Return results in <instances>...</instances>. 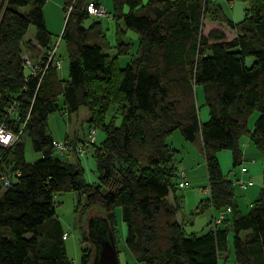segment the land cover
<instances>
[{"label":"trees","instance_id":"obj_1","mask_svg":"<svg viewBox=\"0 0 264 264\" xmlns=\"http://www.w3.org/2000/svg\"><path fill=\"white\" fill-rule=\"evenodd\" d=\"M46 1L3 0L0 6L1 119L14 102L18 119L10 116V123L24 125L23 132L29 131L34 148L43 153L27 161L21 137L0 146V169L9 180L4 185L0 175V264H71L67 230L56 212V195L68 190L84 194V202H78L80 226L83 241L91 246H84L82 264H92L95 253L89 217L105 224V216L115 235L116 205L122 207L125 241L135 264H221L222 255L227 252V259L232 250L235 264H264V168L259 195L247 212H240L234 182L218 157L228 148L234 167L242 164L244 136L264 151V0H243L245 15L239 21L221 0H112L108 11L117 23L116 45L108 41L102 19L88 10L89 2L99 6L101 0H63L67 78L59 75L54 60L46 62L48 48L55 45ZM90 16L94 19L86 24ZM206 17L226 23L235 34L228 37L219 27L205 32ZM31 24L37 43L25 39ZM124 30L136 32L139 44L121 66L119 56L132 46ZM112 46L113 53L108 51ZM24 53L34 61L43 59L37 71L26 72ZM198 85L209 107L205 121ZM60 98L69 115L87 106L89 129L105 132L100 143L95 137L85 150L94 146L97 181L86 179L77 148L86 134L65 137L69 146L55 149L47 120L60 108ZM176 129L205 156L210 195L198 211L231 206L229 223L225 217L224 225L197 233L187 232L178 220L180 169L175 147L167 141ZM67 152H74L75 159Z\"/></svg>","mask_w":264,"mask_h":264},{"label":"rangeland","instance_id":"obj_2","mask_svg":"<svg viewBox=\"0 0 264 264\" xmlns=\"http://www.w3.org/2000/svg\"><path fill=\"white\" fill-rule=\"evenodd\" d=\"M224 4L225 10L227 13L231 16L232 10L231 6L229 5L230 0H221ZM102 5L106 6L108 10H112L113 3L112 0H101ZM44 12H45V18L46 23L52 32V41L54 44H57V57L60 59V65L58 67L59 75L62 78H67L69 76V56L67 51V45L65 39L61 36L63 32V28L65 25V10L63 3H61L59 0H47L44 5ZM96 18L102 19L103 27L105 29L107 39L110 42L111 45H116L117 43V23L114 18L111 16H94ZM93 16H90L86 20V24H90L93 19ZM213 27H219L226 31L228 37H232L235 34V30H231L230 27L224 23L220 22L219 20H213L211 17H206L204 20V31L208 32ZM124 30V36L123 38L125 40L131 41L132 46L130 48V53L135 52L137 47V39L138 34L132 30L128 31ZM36 33V26L34 24H31L26 35L25 39L29 37H35ZM133 33V34H131ZM108 51L113 53L115 51V47L108 48ZM129 53V54H130ZM129 55H121L120 60L124 62ZM34 60V59H33ZM26 72H29V68L25 69ZM197 94H198V106H199V112L201 120L205 121L209 118V107L204 102L203 98V87L201 85L197 86ZM59 105L60 108L51 112L49 114L47 125L48 130L57 138L56 139H63L65 140L66 132H68L71 135L77 133L79 136H83L87 134L90 123L88 120L89 117V110L87 106H81L78 111L73 112L70 115L68 114L67 110L64 108L63 100L59 99ZM115 106H113L109 113L108 118L111 115V113L114 111ZM257 116V112H255L251 118H250V124L253 125L255 118ZM205 118V119H203ZM117 122L119 123L121 120V117L118 115L116 118ZM97 137L96 142L100 143V141L104 138L105 132L100 127L96 128V134ZM59 137V138H58ZM21 140L24 144V155L25 159L27 161H33L40 156H42V151L37 150L34 148L31 136L29 134L28 130H25L21 136ZM243 141L249 140L248 136H244ZM93 148L92 145L83 156H81L82 164L85 168V177L88 180L91 181H97L98 180V170L96 166V161L93 156ZM228 149H221L218 151V154L220 153L222 156V167L223 171L229 175L233 182L235 187V192L240 195V198L242 199L241 207H243L244 212H247V203L246 197L244 194L243 188H240L237 182L234 180V176L236 169H241V165H238L239 167H234L233 165V159L230 155V152H228ZM61 153V152H60ZM224 153L225 154L224 156ZM229 153V154H228ZM227 155V156H226ZM66 156L70 159H75L74 152H67ZM248 165H252L253 169H257L259 171V174L262 172L264 168V151H261L260 149L256 148V152L250 155L247 159ZM250 163V164H249ZM259 178V175L256 176V179ZM254 178V181L257 182ZM237 183V184H235ZM82 200L84 202V194L81 191L77 190H68V191H62L56 195V212L60 219L62 220V223L65 227V229L68 232V235L66 237V248L68 256L71 260V264H82V253L83 248H89L91 246V243L88 241H83V234L81 231L80 226V214H81V207L78 208V202L79 200ZM249 206V205H248ZM247 208V209H244ZM204 214H201L200 217L196 220V225L194 228H203L204 223ZM114 214L116 217V224H115V239L117 248L119 250V259L121 264H135V259L133 257V253L129 249V247L126 244L125 237L127 233V225L122 219V207L121 205H116L114 207ZM86 226V225H85ZM186 231L191 232L193 229L192 224L186 226ZM198 232H203V229H200ZM231 236L233 237V233L230 232ZM163 264H175V263H163ZM221 264H235V253L232 250V254L229 255V257L226 259V256L223 255L221 258Z\"/></svg>","mask_w":264,"mask_h":264},{"label":"crops","instance_id":"obj_3","mask_svg":"<svg viewBox=\"0 0 264 264\" xmlns=\"http://www.w3.org/2000/svg\"><path fill=\"white\" fill-rule=\"evenodd\" d=\"M59 1L63 3V0H59ZM229 5L231 6V10H232L231 17L235 21L241 20L245 15L246 2L243 0H230ZM120 24L123 27L122 22H120ZM126 33H128V30L126 31ZM29 38H31L35 43H37V40L35 37H29ZM137 42L139 44V37L137 39ZM138 44H137V47H138ZM137 47H136L135 52L137 51ZM135 52L131 51L130 54H127L129 56H127L128 58L124 60V62L120 60L121 58V55H120L119 62L121 66H125L127 62L134 56ZM252 61H253V58L249 57L248 62L251 63ZM70 118H71V115H70ZM65 135L66 137H70V138L77 137V136L82 137V136H79L75 132L71 136L68 132H66ZM54 138H57V137L54 136ZM167 141L172 146L175 147V152H174L175 162L179 169L184 168L186 170V173L190 181V183L186 187H179L178 192L181 194V198H180V206L177 211V218L180 222L184 223L185 227L192 224L193 230L191 232L201 233V232H198L200 231V229H203V232H204L211 227L213 215L214 213H216V209L212 205L207 206L201 211H198L199 206L201 205L202 199H205L209 197L210 195L209 177H208V170H207L204 153L199 148H197L194 145V143H192L189 140H186L179 129L174 130L172 134L168 136ZM256 148L257 146L254 144L251 138H249V140L243 141L244 155H243V162L240 165L241 166L246 165L247 171L245 173H242L241 169L235 168L236 169L235 174L237 175L234 176V180L235 182L238 183L240 188H243L244 190L243 192L246 197L245 202L247 203V208L248 207L250 208L252 202L259 195L260 187L262 185V172L259 174V171H257V169L256 170L253 169V166L248 165L247 163L248 157H250V155L256 152ZM228 150H229L228 152H230V155L232 156V150L231 149H228ZM225 154L227 153H224V156ZM218 157H219L220 164L222 167V163H221L222 156L220 153L218 154ZM236 167H239V166H236ZM222 170H223V167H222ZM257 175H259L258 179H256ZM227 176L230 177L229 175ZM239 176H243L245 178L251 177L253 180L255 178L257 182L254 181V183L251 185L243 186L237 181ZM169 199L173 200L172 193H170ZM241 203H242V199L240 198V195L236 193L237 210L240 212H244L243 207H241ZM247 208H244V209H247ZM204 212H206L205 213L206 215H204L203 217L204 223H203V226H201L203 228H194L196 225L197 218L200 217L201 214H204ZM232 216H233V212L230 211L228 215L226 216L227 221H228L227 223L230 222L229 220H231ZM219 224L224 225V220H222ZM229 245L230 247L232 245V236L230 233H229ZM226 254L228 253L226 252L223 255L226 256Z\"/></svg>","mask_w":264,"mask_h":264},{"label":"built area","instance_id":"obj_4","mask_svg":"<svg viewBox=\"0 0 264 264\" xmlns=\"http://www.w3.org/2000/svg\"><path fill=\"white\" fill-rule=\"evenodd\" d=\"M88 10L90 13L95 14L97 16H109L110 12L108 11L107 7L104 5L97 6L93 1L89 2L88 4ZM57 44L54 46H51L48 48L46 55V62L55 61V63L59 66L60 65V59H56V52H57ZM24 64L30 69V71L35 72L40 67L41 63L43 62V59L41 57L38 60H32L30 55L28 53L23 54ZM7 111H5V118L1 119V111H0V146H9L14 144L22 135L24 125L20 128L13 125V123H10L9 119L10 116L15 117L16 116V105L15 103H11L8 107H6ZM18 119V117L16 116ZM14 122V121H13ZM15 123V122H14ZM96 134V128L92 127L89 129V132L84 137L83 141H80L78 143V150L81 155H84L85 150L88 147V143L93 141L95 139ZM55 149L57 151H64L69 146V141L63 140V139H54L53 141ZM247 171L246 165L241 166V172L245 173ZM0 175L5 178L4 185L9 184V180L7 175L4 171H1L0 169ZM0 176V177H1ZM237 181L243 185H251L254 183V180L249 177L245 178L243 176H239ZM190 183L188 175L186 173V170L184 168H181L179 170V181L178 184L180 187H186ZM231 210V206H226L225 208L216 209V213H214L211 224L216 226L219 224L226 216L227 213ZM68 235L67 232L64 233V236L66 237ZM139 264H145V263H139Z\"/></svg>","mask_w":264,"mask_h":264},{"label":"water","instance_id":"obj_5","mask_svg":"<svg viewBox=\"0 0 264 264\" xmlns=\"http://www.w3.org/2000/svg\"><path fill=\"white\" fill-rule=\"evenodd\" d=\"M3 0H0V6ZM91 215L88 219L89 233L95 242V253L92 264H121L118 254L115 235L106 217L101 215L104 223L100 218L96 219Z\"/></svg>","mask_w":264,"mask_h":264}]
</instances>
